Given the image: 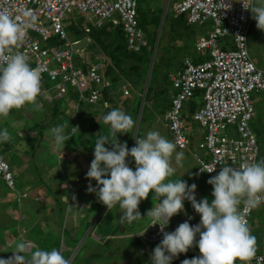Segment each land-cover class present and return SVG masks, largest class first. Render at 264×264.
Instances as JSON below:
<instances>
[{"label":"built area","instance_id":"built-area-1","mask_svg":"<svg viewBox=\"0 0 264 264\" xmlns=\"http://www.w3.org/2000/svg\"><path fill=\"white\" fill-rule=\"evenodd\" d=\"M138 2L0 0V11H7L13 17L20 16L21 21H26L19 10L22 7L32 10L36 21L26 29V37L19 51L28 56L32 67L41 69L40 95L44 96L43 99L68 98L73 93L76 112L81 104L97 105L102 109L108 107V102L101 100V94L103 89L110 88L111 82L103 76L102 61L88 52L74 49L77 41L69 40L64 15L76 10L78 16H85L87 25L93 28H99L104 22L119 25L125 34L127 50L138 52L145 45L143 32L136 20ZM247 2L172 0L170 3L174 15L184 16L187 24L201 26L205 22L210 23L207 32L193 42L195 62L184 58L176 70L169 74V107L162 114V121L176 150L188 149L190 141L185 131L183 108L198 93L200 105L191 114L192 121L200 129V140L191 148L197 178L218 174L224 164L239 168L241 164L258 162L259 145L249 126L254 115L249 94H264V71L255 67L247 52L251 12L242 6V3ZM228 4L231 5L230 9H226ZM83 31L88 32V26L83 27ZM219 39H226L224 47L218 44ZM45 79L53 83L50 88L45 87ZM121 93L127 96L128 90L122 88ZM213 165H216L215 171H201H208ZM0 180L8 190L14 189V173L1 158ZM25 196L23 194L21 197ZM251 211L241 204L240 212L247 221ZM185 221L197 225L200 215H182L180 224ZM163 222L162 217L159 223ZM151 223L150 218L144 229H147L145 234L135 236L153 244L160 242L163 235L160 226H150ZM198 239L199 234L196 236ZM199 255L198 252L195 257ZM256 255L258 258L264 257ZM73 256L69 257L71 261ZM251 264H258V261L254 259ZM259 264H264V260H259Z\"/></svg>","mask_w":264,"mask_h":264},{"label":"clouds","instance_id":"clouds-1","mask_svg":"<svg viewBox=\"0 0 264 264\" xmlns=\"http://www.w3.org/2000/svg\"><path fill=\"white\" fill-rule=\"evenodd\" d=\"M242 6L253 14L256 27L264 31V3L248 0ZM230 7L228 4L226 9ZM19 11L26 21L0 11V117L3 118H7L13 109L19 110L25 105H32L35 111L42 110V105L37 102L42 90L41 69L32 67L28 56L19 51L26 29L34 24L36 16L27 8L22 7ZM156 36L158 41L159 35ZM103 122L110 126L109 133L95 140L94 159L86 173V178L97 182L98 191L91 184L87 191L95 192L108 210L119 205L123 210L120 220L128 223L142 219L138 206L148 198L150 191L154 193L153 199L159 203L146 216L151 218L150 226H160L163 239L152 251V264H172L174 258L186 253L194 244L200 255L185 259L181 264H237V261L251 264L254 259L259 264V260H264V257H257V238L240 212L241 204L251 210L264 203V159L241 164L239 168L224 164L218 174L207 181L212 186L211 202L206 197L198 202L196 184L189 186L182 179H170L176 171L172 166L175 143L158 131H150L145 138L135 136V146L129 149L127 142L121 143L117 139V134L130 133L135 126L133 118L116 108L103 116ZM67 127L60 125L49 130L60 149L72 135L79 133L78 126H71L69 133ZM12 139L7 128L0 130V144ZM105 145H110L111 150ZM129 156L135 162V170L126 162ZM183 156L182 152H176V162L182 161ZM215 166L208 171L200 170L211 173ZM75 199L73 195L72 200ZM185 200L200 215L199 224L193 226L185 221L172 232L164 231L170 218L184 211ZM162 217L163 224L159 223ZM146 231L136 235L143 236ZM62 250L61 245L60 250H46L34 244L30 248L28 242L21 240L11 257L0 258V264H72ZM26 251L30 252L29 256L23 254Z\"/></svg>","mask_w":264,"mask_h":264},{"label":"rangeland","instance_id":"rangeland-1","mask_svg":"<svg viewBox=\"0 0 264 264\" xmlns=\"http://www.w3.org/2000/svg\"><path fill=\"white\" fill-rule=\"evenodd\" d=\"M164 2L165 0H139L138 6L143 12L142 15H145H140V18H144V24H148L149 19L155 18L157 20L155 24H150L145 28L146 30L143 34L144 41L152 47H156V43H158L157 56H162L164 59L173 62L174 65H180L184 57H194V52L193 49H190L191 54L186 53L185 49L172 52L171 48L174 46L180 48V46H182V41L175 38L172 34L170 35L167 33L170 31L168 22L170 18L175 17V15L169 8L172 0L168 3L167 8ZM258 2L264 3V0H258ZM63 19L66 22H64L66 26L76 31L74 34L67 31L69 40L73 41L76 39L77 41V45L74 46V49H77L78 52H88L100 61L105 62V55L100 52H94L96 48L92 50L89 47L90 41L79 33L83 30V27L88 26L86 17L78 16L76 10H71V13H66ZM37 20H40V18ZM178 26L185 35H188V39L196 40L207 32L210 23L205 22L201 26L191 25L190 27L186 25L187 27L185 28V26L181 25L179 22ZM156 34L159 35L158 42ZM183 45L185 46V43ZM161 46L163 47L162 51H160L161 48L159 49ZM154 47L153 52H155ZM247 52L255 67L264 71V31L256 27V21L253 19L252 13L247 34ZM167 71L170 74L172 68ZM159 76L160 75L156 76V74L153 75L150 80L151 86H153L155 82H158ZM52 85V82L45 79L46 88H50ZM131 87L132 85L128 81H125V84L122 80L118 81V83L114 85V88H119L120 90L125 88L128 90V95L122 96V93L118 94L115 102H112L114 104H108V106L115 105L116 108L123 110L126 114H129L135 122L133 130L130 133H125L127 135L126 138L129 139V144L126 139H122L121 143L127 142L128 148L131 149L133 145L135 146V136L138 138H145L146 134L150 131H158L170 141L169 133L162 121L161 112L162 109L167 107L168 102H162L161 100L154 102L149 98L145 103H142L143 105H140L141 100L143 102L145 86L143 90V84H140L136 88H132V91ZM169 92L170 90H168V94ZM43 98L44 96L42 95L37 97V102L42 105L41 111H35L32 105H25L19 110L13 109L7 118L0 117V130L7 128L13 137L10 141L13 145L10 144L7 146L10 151L4 152L3 155L4 160L11 170L19 169L15 165V162H21V160L25 159V163L29 162L27 169L28 174L22 172V177L30 179V176H32V178H35V181H37L43 178L45 173L51 172L54 174L55 181L59 179L58 181H60V183H65V185L61 184L63 187H60V189L55 192L56 195L61 198L64 195L62 199L67 201L68 204L67 206L64 204H57L58 210L60 211L57 216L58 220L56 221L58 230H54L53 232L54 238L58 236L59 243L56 245L51 241L54 245L52 248L60 250L61 245L63 248L62 253L66 258H69L71 253L74 252L71 261L72 264H83L87 261V254L91 252H96L97 256L91 260L90 264H152L150 259L152 251L161 241L153 244L146 243L134 237V234L136 232H141L148 225L149 221L143 224V217H145L144 215H146L147 209L150 210V207L155 203V200H152L153 197H151L154 194L150 191L148 198H146L147 202H145L144 206L146 209L144 210L145 214L143 210L139 211L142 219L137 220V223H135V221L131 223L124 221L122 227L116 231L113 225L117 222L119 217H115V215L122 214L123 210L120 209L118 205V209L113 210L112 216L107 214L106 206L99 202L96 193L87 191L89 184H91L93 188H97V182L86 178V173L90 168V163L94 159V156L92 154L93 146L83 141L87 133L84 129L87 125L92 123H104L103 116L99 113L101 109L97 112L93 107L81 104L75 112L74 104L70 101H65L64 98L54 99V101H46ZM249 98L254 108V115L249 124L250 130L255 135L260 146L259 155L261 157V152L264 153V94L252 92L249 94ZM120 102L122 103L120 104ZM195 104H198V102H195ZM185 106L186 105H184L183 109L184 115L187 114ZM54 108L57 111L56 115L51 114ZM140 108L141 110L138 116L137 114ZM134 110L135 116L132 114ZM188 114L186 120L194 124L195 126L193 127H198ZM41 125L44 127L41 131L42 133L38 136L39 127H42ZM60 125H67V129L71 126H78L79 128V133L77 132L72 135V138L65 142L63 149L55 145L53 136L49 131L51 128ZM67 129L66 131L69 133ZM92 134H95V131H93ZM87 149L91 152H87ZM176 152H182L184 154L182 161L179 163L175 160ZM70 154H73L71 159H69ZM262 156L264 159V154ZM129 158L130 156L126 158L127 163L129 162ZM172 166L176 171L170 179H182L186 181L189 186L193 183L196 184L195 197L198 198V200L206 197L209 202H211L213 198L211 196L212 186L208 184L207 181L210 177L217 174L201 175L197 178L195 176L196 163L191 158L189 150L178 151L175 149L172 158ZM130 168H133V166L130 165ZM49 178L52 179V177ZM73 184L76 185L71 188L70 185ZM67 185L72 189V192L69 191ZM73 195L76 197L75 201L72 200ZM146 199H144L142 203L146 201ZM73 206L74 209H72ZM93 215L96 218H91ZM181 218L182 216L180 213L171 217L165 231H174L180 225ZM94 219L97 220L96 226H93L94 223H92ZM248 222L252 234L257 238V253L259 252L264 256V203L252 209ZM98 224L101 225L98 226ZM135 224L141 225L139 228H136ZM131 225V229L126 231L125 228ZM97 227L100 229L98 230ZM4 228L6 227H0V258L7 259L12 256V252L10 254V247L7 245L8 243L5 242L6 237L4 235ZM32 234L34 235L33 232ZM49 236L48 240L51 237ZM17 242L19 241L13 242L14 244L12 245L10 243L12 246L11 249H13L12 251L15 250ZM44 242H46V240L41 238V244ZM192 250V255H194L198 251V247L195 246ZM24 255L29 256L30 252ZM191 258L192 256L189 259ZM237 264H240V262L237 261Z\"/></svg>","mask_w":264,"mask_h":264},{"label":"trees","instance_id":"trees-1","mask_svg":"<svg viewBox=\"0 0 264 264\" xmlns=\"http://www.w3.org/2000/svg\"><path fill=\"white\" fill-rule=\"evenodd\" d=\"M136 13H137L136 20H137L138 26L141 28V30L143 31V34H144V31L146 30L145 29L146 24H144V18H140V15L141 16H145V15H142L143 12H142L141 8H139L138 5L136 8ZM148 13H149V11H148ZM147 19H149V18H147ZM250 19H251V16H250ZM149 22L155 24L157 22V20L155 18H153V19H149ZM179 22L181 23V25H184L185 28L187 26H189V27L191 26L185 22L184 16H182V15L175 16L174 18L171 17L169 22H168V26L170 29V33H168V34H170V35L172 34L175 38H177L178 40H181L182 43H185V47L188 45V47L191 48L193 45L194 39L190 40L187 38L188 35H185V33L180 30V28L178 26ZM65 31L66 32L68 31L71 34L76 33V31L73 30L72 28L70 29L69 26L65 27ZM79 33H81V35H83L85 38H87L90 41L89 47L92 50H94L96 48V51L94 50V52H100V53H103L105 55V62H103V70H104L103 76L105 78L109 79V81L111 82V86H110V88H106V89L102 90V94H101V100L102 101H106L110 104H114L112 102H115V99L118 96V94H121V92H122V90H120L119 88H114V85L117 84L118 81L122 80V82L124 84H125V81L130 82L132 85V87H131V91H132V88H136L137 86H139L140 84L143 83L144 77L147 74L143 103H145V101L148 100L149 98L152 99L154 102H157L158 100H161L162 102H165V101L168 102L167 95H168V90H169L170 84L168 82L169 73L167 70L170 68H172V71L176 70V68L179 64L174 65L173 62L164 59L162 56H157L156 52L158 51V46H159L158 43H156V47L153 46L155 48L154 53H153V47L151 45L146 44V43L144 46H142L139 49L138 52L129 51L126 48L125 34L122 32L120 26L119 25L113 26L110 22H104L99 28H93V27H90L88 25V32H84L82 30ZM73 41H76V39H74ZM225 41H226V39H219L218 44L221 47H224L223 43ZM160 48H161L160 51H162L163 47L161 46V47H159V49ZM165 49H167V48H165ZM149 57H150V60H149ZM154 74H156V76H158V75H160V76H159L158 82H155L153 84V86H151L150 80L152 79ZM64 99H65V101H70L72 104H74L75 95L73 93H71L68 98H64ZM46 101H54V100H46ZM195 102H198V104H195ZM100 103L101 102H99V104ZM121 103L122 102H120V104ZM185 105H186L185 106L186 113L188 114V112H189L188 115L190 116L193 113V111L200 105V98L198 96V93L196 92L194 94V96ZM91 107H93L97 112L99 109H101V111L99 113L102 116L106 115L108 112H110L111 110L116 108L115 105L114 106L111 105V106H108V107L103 108V109L97 105H95V106L91 105ZM168 107H169V104L167 103V107L162 109V111L160 110L162 112V114L166 109H168ZM140 110H141V108L139 109L137 115L140 114ZM51 114L52 115L57 114V111L55 108L53 109ZM132 114H133V116H135V110L133 111ZM187 114L184 115V111H183V120L187 116ZM97 118H99V117H97ZM100 119H99V121H100ZM72 124H73V121H72ZM41 126L42 127H39V131H38L39 135L38 136H40V134L42 133L41 131L44 127L43 125H41ZM70 128L71 127H69L67 130L69 131ZM109 128H110V126L105 124V123H102V124L101 123L100 124L92 123V124H89L85 127L84 130H86L87 133H86V138L83 141H85L88 144L93 146L92 154L94 153L95 140L100 135H107L109 133ZM93 131H95V134H92ZM126 136L127 135L125 133L124 134L118 133L117 139L120 142H122V139H126V140H128L127 142L129 144V139H127ZM189 141H190V146L186 150H189L190 155H191V148L194 147L198 142L193 144L190 137H189ZM10 144H11V142L0 144V158L3 161H5L4 156H3L4 152H5L4 149H5V147L9 146ZM1 146H3V147H1ZM105 147H107V148H109V150H111L110 145H105ZM259 148H260V146H259ZM88 151L89 150L87 149V152ZM89 152H91V151H89ZM259 153H260V150H259ZM263 154L264 153L261 152V157H260V155H258V162L261 159H263V156H262ZM128 164H129V167H130V165H132L133 166L132 169L135 170V162L131 157L129 158ZM0 181L2 182V180H0ZM151 193L154 194L153 192H151ZM151 197H153V196H151ZM152 200H153V198H152ZM154 200H155L154 201L155 203H153L152 206H154L156 203L159 202L156 199H154ZM196 200L198 202L200 201V200H198V198H196ZM142 201L140 202V204L138 206V210L139 211L143 210V212H144V210H146L144 208V206H145V202H147V199L143 203H142ZM183 203H184L185 211H186V209L188 210V207H192L191 203L188 200H185ZM114 209L117 210L118 205H116L114 208H112L110 210L107 209V211H106L107 214H110L112 216ZM148 211H149V209H147L146 213ZM144 214H145V212H144ZM121 215L122 214L115 215V217H119L117 222L113 225V228L116 229V231L119 230L120 227H122L123 222H121V220H120ZM183 215H187V214L183 213ZM144 216L145 217L143 218V224L147 223L150 220V218L148 216H146V215H144ZM137 222L138 221H135V223H137ZM96 223H97V220H95L93 226H96ZM99 225H101V224H98V226ZM135 225H136V228H139L141 224H135ZM86 226H87V223H86ZM131 227H132V225L130 227L125 228L126 231L130 230ZM97 229L99 230L100 228L97 227ZM136 233H138V232H136ZM105 236H106V234H105ZM136 238H138V237H136ZM138 239H140V238H138ZM53 242L57 245L59 243L58 238H56V241H53ZM53 246L54 245L52 243V246H50L49 248L42 247V249L51 250L50 248H52ZM194 247H195V244L186 253L179 254L176 258H174L172 260V264H181V262L183 260H185L187 258L189 259L191 256H193L192 255L193 254L192 249ZM257 254H261V253L258 252ZM96 256H97L96 252H91V253L87 254V261L84 262L83 264H90L91 260L94 259Z\"/></svg>","mask_w":264,"mask_h":264},{"label":"crops","instance_id":"crops-1","mask_svg":"<svg viewBox=\"0 0 264 264\" xmlns=\"http://www.w3.org/2000/svg\"><path fill=\"white\" fill-rule=\"evenodd\" d=\"M169 2L170 0H165L164 4H166V8L168 7ZM150 24L154 23L148 22V24H146V27ZM169 32L170 31H168L167 33ZM183 44L184 43L181 44L182 46H180V48H178V46L172 47V52H177L185 49L186 53L191 54L190 49H192V47L190 48L188 47V45L185 47ZM188 59H190L192 62H195L196 60L195 56L192 58L189 57ZM146 79L147 74L145 75L144 81L142 83L143 88L145 86ZM184 124L187 136L191 138L193 144L197 143L200 140V129L198 127H193L195 125L187 121L186 117L184 120ZM11 145H13V143H11ZM4 151L9 152L10 150L5 147ZM72 155L73 154H70L69 159L72 158ZM15 163V165L19 169L12 170L14 173L15 181L14 189L12 191L8 190L7 188H5L2 182L0 184V227H6L3 229L4 235L6 237L5 242H7V245H9L10 247V254L11 252H13V249H11V245L14 244L13 242L21 240H24L31 245H37L40 248H49L50 246H52L51 241H56V238H58V236L54 238L53 232L54 230H58L56 221L58 220L57 216L60 211L58 210L57 204H64L66 206L68 204L67 201L62 199L64 195L61 198L55 193L60 189V187H63L65 183H60V181H58L59 179L55 181L56 179L54 177V174H52L51 172L45 173V176L37 181H35V178L33 179L32 176H30V179L24 178L22 177V172H24V174H28L27 169L29 162L25 163V159H23L21 160V162L16 161ZM49 177H52V179ZM76 184L70 185L71 188H73V186H75ZM67 186L69 187V185ZM71 188L69 187V191L72 192ZM23 194L26 195L24 198L21 197ZM72 209H74V206L72 207ZM183 213L193 216L198 214L195 212V210H193V207H188V210L186 209V211L184 208V211L180 213L181 216L183 215ZM91 218L96 217H94L93 215L91 216ZM94 222L95 219L92 223ZM32 232L34 233V235L32 234ZM135 235L136 234H134V237H136ZM48 236L50 237L49 240ZM41 238H43V240H46V242L41 244ZM198 252L199 249L192 256V258L195 257ZM27 253L29 252L26 251L23 254Z\"/></svg>","mask_w":264,"mask_h":264}]
</instances>
